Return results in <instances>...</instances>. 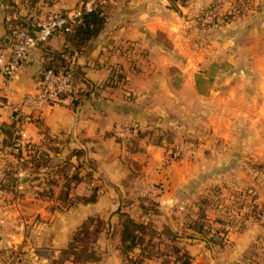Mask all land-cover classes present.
<instances>
[{
	"label": "crops",
	"instance_id": "crops-1",
	"mask_svg": "<svg viewBox=\"0 0 264 264\" xmlns=\"http://www.w3.org/2000/svg\"><path fill=\"white\" fill-rule=\"evenodd\" d=\"M5 1L0 0V37L10 44L11 26L29 9L24 0ZM77 1L55 0L49 8L68 12ZM104 1L108 2L110 12L103 29L88 49L74 57L80 70L76 96H81V102L72 106L66 100L40 107L36 115L40 117V125L32 119L35 116L31 108L25 106L23 115H31L27 120L24 118L30 139L41 143L48 133L65 141L66 147L84 148L86 158L98 164L114 189L129 188L130 194L138 196L164 187L154 191L163 205H195L198 194L195 190L216 181L235 188L249 187L259 206L264 204V0H245L244 16L237 20L239 23L229 24L236 23L245 29L241 44L236 49H221L227 59L209 60L200 51L196 56L190 54L192 58L180 60L176 53L180 52L183 33L182 29H170L169 0ZM193 4L197 6L196 1ZM193 4L186 9L188 18L193 13L190 20L195 24L196 15L203 8ZM185 18L181 24L189 26L190 20ZM173 28H182L180 22ZM237 38L230 36L225 45L238 42ZM64 43V34L57 32L38 45L33 51V62L9 83L0 71V95L7 88L9 99L19 103L27 93L36 91L40 86L45 46L60 49ZM208 52L217 56L214 48ZM91 83L92 89L88 86ZM186 99L195 101L193 111L196 101H207L206 108L202 103L198 111L188 114L183 109L181 114L180 101L185 105ZM163 104L172 105L175 114L166 108L162 112ZM126 119L138 120L140 130L139 134L134 132L122 140L116 137L114 128ZM0 120L8 121L1 96ZM191 122L192 129L207 131L195 153L191 151L193 154L187 151L181 158H172L171 141L156 142L151 138L152 130L153 133L160 129L180 131V124L184 127ZM3 148L1 145L0 166L7 158ZM26 172L30 178L29 171ZM126 179L131 182L130 187L125 186ZM155 183H161V187ZM23 191L27 200L48 203L36 186ZM57 193L53 191L51 197ZM47 203L44 206L50 209ZM54 216L56 221L44 223H32L25 218L23 226L30 222L26 232L11 223L14 226L0 237V246H20L29 256L42 245L65 246L72 230L71 219L58 222L62 215ZM211 216L216 225L214 208ZM195 238L203 245L187 243L194 264H264V212L249 217L246 227L234 231L225 248L208 247L203 239ZM38 256L33 255L32 262Z\"/></svg>",
	"mask_w": 264,
	"mask_h": 264
},
{
	"label": "rangeland",
	"instance_id": "rangeland-1",
	"mask_svg": "<svg viewBox=\"0 0 264 264\" xmlns=\"http://www.w3.org/2000/svg\"><path fill=\"white\" fill-rule=\"evenodd\" d=\"M54 1L55 0H24V2L27 3L25 4V7L26 9L28 8L29 11L22 15L23 18H17L18 23L21 21L31 23L35 17L42 16L48 12H64L65 10L58 11L49 8V6ZM97 1L100 2V0H78L77 4L71 9L79 7L86 2H90L93 6ZM101 1V4L108 3L104 0ZM193 1L197 2V6L193 4ZM215 1L216 0H169L168 15L170 27H172L170 29H173L174 31L182 29L183 33V37L180 36V52L176 53L180 55V60L191 57L190 54L196 56L199 51L207 60L214 58L227 59L225 58L226 56L224 55V51L222 52L221 49H236L241 44L242 39L245 37V29L241 28L239 25H236V23L234 26H229V24L235 21L237 22L238 19H241L242 15L244 16L243 13L247 11V2L245 0H230V2L232 3V5L229 6L230 8L225 9L221 13L217 14L211 21H203L202 19L204 17V12L211 8L213 6L212 3ZM191 4H193L194 7L203 8L196 15L195 24H192V20H190L194 16L193 13L189 18L187 17L189 15V12L186 8ZM210 5L212 6L210 7ZM237 5L239 8L243 6L242 11L236 12V15H231V13L229 14V12L234 9L235 6L237 7ZM13 9L16 8L14 7ZM30 11L32 12V15L29 14ZM108 12H110V9H108ZM226 12L228 16L225 14ZM184 15H186L187 20H190L189 26H184L183 24H181V22H183V19L185 18ZM224 15H226V17H224ZM179 22L180 27L182 28L174 29L173 27L176 24H179ZM16 23H14V25ZM225 27H227V29L223 30ZM230 36H237L239 43L236 41L232 44H227L228 46L225 45V42L229 41ZM166 37L170 43H174L172 38H170L169 36ZM211 48L215 49L217 55L216 57L211 52H208V50ZM234 58H236V56H234ZM194 102L195 101L193 100L186 99L184 103L185 105H183L182 101H180V113L183 109H187L188 111L186 113L188 114H191V112H194L195 110L198 111L200 106H202V103H205L202 107L206 108L207 101H196V109H194L193 111ZM163 105L164 107L161 109L162 112H164L166 108V110L175 114L173 110L174 107L172 105ZM130 120L134 121L138 125V127L140 126L138 124V120ZM191 126L192 122L190 125H186L184 127L180 124V131L160 129L157 133H153L154 130H152L151 138L156 142H160L164 138L168 140V142L171 141L170 143H172V145L171 151L169 153L170 157L176 159L181 158L185 155V153H187V151H192L193 153H195L197 146L201 142H203V135L204 137H206L207 135V131H205L206 129L198 131L197 129H192ZM134 134L135 133L132 132L129 136L122 137L115 133L116 137L122 140L130 138ZM46 142L47 145L45 147L48 151H51L50 154L52 156V160H50L51 162L48 166L39 168L38 172H29L30 178H27L28 173L23 168L25 167V165H29V163L27 162H29L31 159L30 154L34 152L33 148L31 149L32 146H27L22 155H18L15 148L12 146L3 148L6 149L5 157H7L4 159L3 163L0 166L1 170L3 169V177L5 174L7 163L11 162L12 165H15L11 166L12 169H15V171L17 170L16 177L18 178V180L15 184V191L2 189V185H0V193H2L0 194V237H4V234H6L8 231L11 232V226H14L11 223L18 224L14 226V228L26 232L28 230L30 222L23 226L22 223L24 222L25 218L29 219L31 222L33 221L34 223H44L46 221H56V216H54V214H56L58 218H60V215H62L61 218L57 220L58 222H64L65 220L68 221L69 218L71 219L72 230L69 234L71 237L73 231L88 216L92 215L98 218V215H101L102 231L95 244L97 252L100 254V259L97 261H88L85 263L74 262L70 259L66 260L64 263H60L61 259H59V256L61 252L60 248L56 246L42 245L40 246V249L35 251V254H31L30 256L26 255V250H23L20 246H0V264H127V260L122 257L120 250L122 227L121 221L123 219V211L129 212L137 219L149 221L156 227L157 232L153 238V244L155 245L154 249L158 250L159 254H155L152 259L148 260L150 263L194 264L193 259H190V256L192 254L190 255L188 253L189 250L187 247V243H196L198 246L203 244L197 238L194 237V239L193 237H190L192 229L189 228V226H191L194 222L195 224L210 223V225H212L213 227H216V225H218L216 222L215 225L212 224L213 222L211 220L210 221L212 223L208 221V219L212 218L211 211L214 208V202H216V198L214 195L213 197L215 199L210 197V190L212 189V192H214L217 189L224 187V185H229L230 187L229 183L225 182L223 184H220L222 182L216 181L210 186L205 185L200 190L196 189L195 191L198 194L195 198V205H185V207H182L179 204L163 205L164 203H162L161 200L157 198L154 192L157 190L161 191L164 188L161 187V183H155V186H160L161 190L157 188L155 190H151L149 193L147 192L145 194L136 196L134 194H130L131 190L129 188L126 190H122L120 189V187H115L114 189V184L109 179H107L104 173L98 168V164L95 163L96 171H93L92 176H90L89 178H84L81 182H77L76 184L75 182L77 179H71L72 185H75V188L72 189L71 196L68 199L69 201H71V204H69V202L66 203L63 200L59 199V194L65 183L64 181L66 180V177L60 172L57 173L55 169L58 167V165L64 162L67 153H69V151L71 150V147H66V143L64 144V141H60L59 139H47ZM177 144H179L178 147ZM180 144H183L184 147L180 146ZM48 145H56L60 149L51 150ZM25 152L27 153L26 155ZM192 152L191 154H193ZM20 156L22 157L20 158ZM70 168L71 169L68 170L69 173H71L72 170H83L79 169L78 166L77 168L73 166H71ZM53 178L58 179L56 184L50 182V179ZM2 179L0 180V184L1 182H3ZM24 181H26V185L23 184ZM124 183L126 184L125 186H131V182L129 181V179L124 180ZM96 185H98V187L100 188V193L97 200L94 202H86L84 199L85 195H91L93 187H95ZM35 186L36 189H39L41 191V196L45 197L48 200V203L47 201L30 200V198L28 200L26 199L27 196H24L26 192H24L23 190L25 188H35ZM232 187L233 186H231L229 189H242ZM53 191L58 192L57 195H54L55 197L53 196L54 198L51 197ZM48 193H50L51 195H48ZM46 203L48 207L50 206V209H47L44 206ZM40 208L41 210L38 211V209ZM56 209L57 211L54 212V210ZM69 210L70 212H68ZM64 215H67L66 219L64 218ZM5 219L11 220L13 222L8 221L7 223V221L5 222ZM165 225L170 227L174 231V233H176V235L173 236L165 233L163 231V227ZM206 228L205 230L208 229ZM63 230L64 229H61V231ZM234 231H237V229ZM233 233L230 235V240L233 239ZM195 236L198 237L201 236V234H196ZM206 245L208 247L214 246L213 244ZM206 245L204 244L203 249H205ZM33 255H39V258L35 262H32Z\"/></svg>",
	"mask_w": 264,
	"mask_h": 264
},
{
	"label": "trees",
	"instance_id": "trees-1",
	"mask_svg": "<svg viewBox=\"0 0 264 264\" xmlns=\"http://www.w3.org/2000/svg\"><path fill=\"white\" fill-rule=\"evenodd\" d=\"M4 2H7L4 0ZM102 1H97L90 10H83L82 14L77 18L76 23L72 27L70 31L66 32H58L62 33L65 36V43L62 48L57 49L53 48L50 45H46L44 48L45 57L42 61V66L40 69V75L44 68L46 67H55L56 69H65L69 68L71 64L72 56L75 52H82L83 50L88 49L93 40L97 37L100 31L103 29L107 17L109 15L108 9L109 4H101ZM214 3V2H213ZM212 3V5H213ZM210 5V7L212 6ZM243 6L240 8L235 6L229 14L236 15V12H241ZM227 15V12L225 13ZM224 15V17H226ZM228 16V15H227ZM16 23V22H15ZM16 24H27V22H19L17 21ZM15 24V25H16ZM14 26V24H13ZM12 26V27H13ZM11 27V28H12ZM10 28V33H11ZM2 38V37H0ZM44 44V43H42ZM41 45V44H40ZM72 70L74 73V77L76 81L80 77V70L78 68L77 63H73ZM91 89L93 85H88ZM79 89L77 90L78 93ZM77 93L74 95L73 99L70 101V105L77 106L81 102V96H76ZM86 93V91L81 92ZM23 115V110H22ZM34 121L40 125L42 122L39 121L40 117H33ZM139 134V129L136 131ZM45 138L41 143H36L29 138V142L27 146H32L34 152L30 154L31 159L29 165H25L23 168L25 171L29 172H38V169L41 167H46L50 164V160H52V156L50 154L51 151L46 149V140H58L57 136L50 135L48 133L45 134ZM60 140V139H59ZM166 139H162L161 141H165ZM61 141V140H60ZM168 141V140H167ZM65 144V141H64ZM12 146L15 148L18 155H22L21 151H18L16 148V136L14 134L13 123L8 121L0 120V146ZM49 146V145H48ZM51 150H59L60 148L56 145L49 146ZM48 147V148H49ZM27 152V151H26ZM25 152V155L27 154ZM29 152V151H28ZM75 158V159H74ZM27 161V160H26ZM25 161V162H26ZM76 162V163H75ZM59 164V163H58ZM68 164V165H66ZM11 166V162L7 163V167L5 169V174L3 177L2 189H6L9 191H15V184L18 180L17 170H13ZM73 166L75 168L83 169L82 171H74L72 170L69 173L70 167ZM33 168V169H32ZM13 170V171H12ZM31 170V171H30ZM57 173H61L66 177L64 181V185L61 189L59 194V199L63 200L64 202L71 201L68 199L71 196L72 189H74L75 185H72L71 179H77V182H81L84 178H89L92 176L93 171H96L95 161L86 158V151L84 148H72L69 153H67L66 158L63 163L58 165L55 169ZM94 175V174H93ZM8 180V182H7ZM57 178L50 179V182L53 184L57 183ZM6 182V183H4ZM235 193H241L242 191H246V193H251L254 198L256 195L253 190L250 188H242L235 190ZM215 192V191H214ZM214 192H210V197L214 198ZM52 193V192H51ZM100 193V188L98 185L93 187V191L91 195H85L84 199L86 202H94L97 200ZM48 195H51L48 193ZM215 199V198H214ZM214 211L215 217L214 222L218 225L213 227L210 223H196L195 222L191 225L189 223V228L192 229V233H190V237H195L196 234H201L198 238L203 239L206 244L210 245L213 244L214 246H218L219 248H225L230 242V233L225 228V216L223 208L219 206V204L214 202ZM256 212H264V204L259 206V203L255 202L253 207L250 211L246 212L242 217L238 219V227L237 230L241 231L246 227V222L249 217L254 215ZM123 219H122V227H121V244L120 250L121 255L125 260H127V264H152L148 260L152 259L155 254H159L158 250H155V245L153 244V238L157 232L156 227L149 221L140 220L131 215L129 212L123 211L122 212ZM207 220V219H206ZM210 221V219H208ZM97 222V223H96ZM211 222V221H210ZM212 223V222H211ZM213 224V223H212ZM208 229H207V228ZM205 228L207 230H205ZM102 231L101 226V215H98V218L95 216H88L86 219L82 221V223L73 231L68 243L66 246L60 248V256L59 259L60 263H64L66 260H73L74 262L85 263L88 261H97L100 259V254L97 252L95 244L100 236ZM163 231L167 234L175 236L176 233L165 225L163 227ZM186 234V233H185ZM185 236V235H184ZM197 237V236H196ZM189 250V248H188ZM188 253L191 255L192 253L190 250ZM190 259H193V256H190Z\"/></svg>",
	"mask_w": 264,
	"mask_h": 264
},
{
	"label": "built area",
	"instance_id": "built-area-1",
	"mask_svg": "<svg viewBox=\"0 0 264 264\" xmlns=\"http://www.w3.org/2000/svg\"><path fill=\"white\" fill-rule=\"evenodd\" d=\"M230 5H232L230 0H216L213 6L204 12L202 20H213L217 14L230 8ZM91 8L92 4L86 2L68 12H48L35 17L31 23L14 25L11 28L10 44L6 39L0 38V71L4 74L6 83L18 78L33 62V51L38 45L47 42L57 32L70 31L83 10ZM77 54L78 52L73 54L69 68L56 69L53 66L44 68L41 72L39 88L34 92L27 93L19 103H14L9 99L7 88L4 89L5 93L0 95L7 120L13 123L18 151L24 153L29 142V133L24 122L31 115H22L25 106H29L33 116L36 117L40 107L73 99L77 92V81L72 65L75 63L74 57ZM138 129L139 127L134 121L126 119L117 124L115 133L127 137ZM180 146L184 147L183 144ZM240 191L239 189L238 192ZM214 196L219 206L223 208L226 219L224 226L231 235L238 227V219L252 209L256 198L246 191L235 193L232 189L225 190L222 187L214 192Z\"/></svg>",
	"mask_w": 264,
	"mask_h": 264
}]
</instances>
